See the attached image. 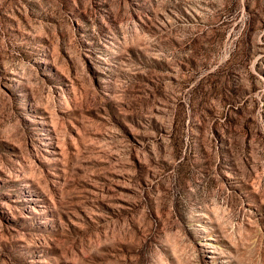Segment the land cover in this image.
Here are the masks:
<instances>
[{
  "label": "rangeland",
  "instance_id": "1",
  "mask_svg": "<svg viewBox=\"0 0 264 264\" xmlns=\"http://www.w3.org/2000/svg\"><path fill=\"white\" fill-rule=\"evenodd\" d=\"M0 264H264V0H0Z\"/></svg>",
  "mask_w": 264,
  "mask_h": 264
}]
</instances>
